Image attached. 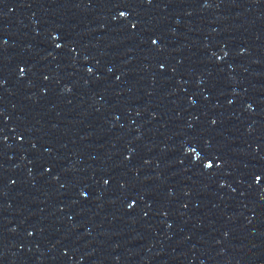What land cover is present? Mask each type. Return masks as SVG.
I'll list each match as a JSON object with an SVG mask.
<instances>
[{
    "label": "water",
    "instance_id": "1",
    "mask_svg": "<svg viewBox=\"0 0 264 264\" xmlns=\"http://www.w3.org/2000/svg\"><path fill=\"white\" fill-rule=\"evenodd\" d=\"M0 264H264V0H0Z\"/></svg>",
    "mask_w": 264,
    "mask_h": 264
}]
</instances>
